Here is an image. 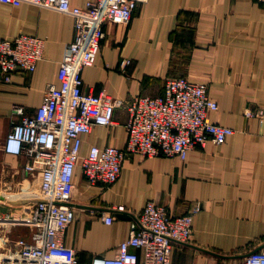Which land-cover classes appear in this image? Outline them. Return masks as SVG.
<instances>
[{"label": "crops", "instance_id": "1", "mask_svg": "<svg viewBox=\"0 0 264 264\" xmlns=\"http://www.w3.org/2000/svg\"><path fill=\"white\" fill-rule=\"evenodd\" d=\"M87 0H70L83 7ZM98 53L82 71L83 88L121 100L109 125H94L82 136L80 155L92 145H126L125 108L136 95H162L164 80L187 77L204 82L218 109L212 122L234 133L223 142L195 145L184 160L176 156H125L109 185L89 184L75 166L69 205L74 219L62 237L82 264L93 256L113 257L134 229L147 200L173 215H192L185 243H174L171 264H233L264 247V4L255 0H148L126 24L107 22ZM30 34L44 39L42 58L32 72L17 69L0 84V235L34 230L29 223L39 195L41 168L26 170L31 157L10 154L4 141L21 115H32L57 83L66 45L73 39V17L31 3L0 2V37ZM130 62L121 67V61ZM252 110L256 116L246 117ZM123 206L124 210H118ZM104 214L113 220L106 223ZM2 230V232H1ZM140 256L142 252L138 250Z\"/></svg>", "mask_w": 264, "mask_h": 264}, {"label": "built area", "instance_id": "2", "mask_svg": "<svg viewBox=\"0 0 264 264\" xmlns=\"http://www.w3.org/2000/svg\"><path fill=\"white\" fill-rule=\"evenodd\" d=\"M147 1L87 0L80 7L70 0H0L14 6L31 3L67 13L73 17L74 30L59 62L57 83L46 85L35 113L27 115L21 106L13 108L21 119L7 133L4 150L30 156L25 169L38 165L41 182L29 216L34 230L12 237L10 225L5 224L0 235V264H82L74 249L62 242L65 229L74 219L69 201L77 163L87 183L109 185L118 178L129 153L184 160L193 146L209 140L218 144L234 133L233 128L209 120L208 113L217 110L218 103L209 95L206 83L183 76L169 77L164 80L162 95H136L125 105L128 120L123 149L92 145L85 156L80 155L82 136L94 125L111 124L115 107L123 104L108 94L85 91L82 71L98 53L104 24L128 23L136 6ZM255 1L264 4V0ZM43 45V38L30 34L0 37V84L10 82L17 69L32 72L42 58ZM129 62L122 60L121 67ZM244 114L256 116L252 110ZM196 210L173 215L164 206L147 200L135 217L134 229L119 242L117 254L93 256L90 264H171L172 245L189 240ZM102 218L106 223L113 220L111 214ZM233 264H264V247L249 251Z\"/></svg>", "mask_w": 264, "mask_h": 264}, {"label": "rangeland", "instance_id": "3", "mask_svg": "<svg viewBox=\"0 0 264 264\" xmlns=\"http://www.w3.org/2000/svg\"><path fill=\"white\" fill-rule=\"evenodd\" d=\"M0 221H4V219L2 218V217H0ZM1 232H2V230H1ZM2 234V233H1Z\"/></svg>", "mask_w": 264, "mask_h": 264}]
</instances>
